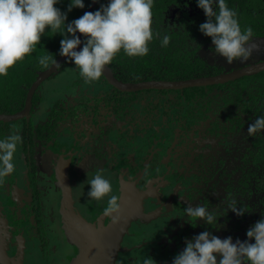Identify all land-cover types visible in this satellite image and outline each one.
<instances>
[{
    "label": "flooded vegetation",
    "instance_id": "af4514ba",
    "mask_svg": "<svg viewBox=\"0 0 264 264\" xmlns=\"http://www.w3.org/2000/svg\"><path fill=\"white\" fill-rule=\"evenodd\" d=\"M227 3L241 28L253 29L257 47L248 60L227 63L210 37H188L206 20L196 0H154L149 53L117 54L107 65L117 81L137 88L120 89L103 73L87 83L67 59L35 87L27 114L0 120V138L17 131L22 137L15 171L0 184V264H80L81 245L112 223L103 214L108 197L87 196L97 172L120 196L118 224L127 221L115 264H142L148 256L171 264L186 241L205 230L233 242L248 239L247 230L264 218V133L247 134L264 115V68H253L264 62V0ZM164 35L170 37L166 47ZM183 57L187 77H180ZM45 69L27 87L22 107L0 114L22 111ZM243 70L215 83L152 84ZM230 201L247 210L236 215L226 206ZM197 204L221 215L217 225L180 216Z\"/></svg>",
    "mask_w": 264,
    "mask_h": 264
},
{
    "label": "clouds",
    "instance_id": "9594fccd",
    "mask_svg": "<svg viewBox=\"0 0 264 264\" xmlns=\"http://www.w3.org/2000/svg\"><path fill=\"white\" fill-rule=\"evenodd\" d=\"M60 2L0 0V76H6L10 67L31 54L46 32L62 37L58 54L73 62L87 83L99 80L106 66L121 51L129 57L149 53L148 45L154 38L151 27L154 0H107L98 10L85 12L70 22L68 12L83 9L85 2L69 0L67 11L56 7ZM196 4L207 18L199 25V31L211 38L214 53L227 63L248 60L257 47L253 42V29L251 26L241 28L237 12L228 6L227 0H196ZM77 33L83 35V40ZM169 42L170 37L164 35L161 46L166 47ZM80 45L83 46L77 50ZM50 63L59 65L50 55L38 57L40 66L47 68ZM258 133H264V115L257 116L247 127L249 137ZM21 144L18 131L0 138V184L15 171L14 157ZM88 185L90 199L101 202L108 197L103 214L118 223L120 196L112 194L111 181L97 172L88 180ZM226 206L238 216L247 210L231 201ZM185 215L192 224L202 219L209 226L217 225L221 216L203 204L184 207L180 216ZM246 236L248 239L233 242L231 236L221 239L210 231H202L186 241L185 248L173 257L171 264H264V218L255 222ZM153 261L148 256L142 264H153Z\"/></svg>",
    "mask_w": 264,
    "mask_h": 264
},
{
    "label": "trees",
    "instance_id": "16d2710c",
    "mask_svg": "<svg viewBox=\"0 0 264 264\" xmlns=\"http://www.w3.org/2000/svg\"><path fill=\"white\" fill-rule=\"evenodd\" d=\"M84 2L85 6L89 4V0H84ZM68 3L69 0H61V2L56 5V7L60 8L62 11H67ZM102 3L106 4L107 0H99V4L94 10H92V12L98 10ZM83 9L74 8L71 12H68V22L79 18ZM205 21L203 20L201 23ZM199 25L197 24V26L194 27V30H188V33H190L188 37L198 35L199 33L203 35L199 31ZM261 31H264V29H261ZM52 35V32H46L45 35L41 37L40 44L36 45L35 50L31 54L26 55L23 60L18 61L15 65L10 67L6 76H0V113H12L22 107L27 87L38 74V72L44 69V67L38 64L39 56L47 54L53 57V59L60 56L58 53L60 48V40L62 37L59 34ZM182 52H189V50H185V48H183ZM121 53L123 52L121 51L118 54ZM201 57L202 56L199 55L196 59H201ZM115 58L116 57H114L113 61L117 59ZM127 58L129 57L127 56L126 59ZM186 58L187 57L180 58L179 61V65L183 68V75H180V77H187L190 73L189 65L184 61ZM126 59H122V62L125 63ZM3 124L4 123L0 122V126H3Z\"/></svg>",
    "mask_w": 264,
    "mask_h": 264
},
{
    "label": "water",
    "instance_id": "95a60500",
    "mask_svg": "<svg viewBox=\"0 0 264 264\" xmlns=\"http://www.w3.org/2000/svg\"><path fill=\"white\" fill-rule=\"evenodd\" d=\"M97 5H98V0H90L89 5L85 7L81 16L85 12L94 10L97 7ZM77 35H79L82 39V34L77 33ZM82 46L83 45L78 46L77 50H79ZM67 59H68L67 57L59 56L56 59V61L60 65V63L66 61ZM58 66L51 64L48 68H46L45 70L39 73L37 80L33 83L32 87L30 88L28 92L26 104L22 111L17 112L15 114H0V120L16 119L18 117H21L22 115L27 114L30 108V98L33 93V90L40 83L42 79L49 76L53 71L56 70ZM253 68L255 69L254 71L264 68V62L253 66ZM244 72L245 70L232 73V74H228V75L216 76V77L194 78V79H188V80H178V81H173V82H167V81L158 82V83L155 82L152 84H155L161 87H184V86H192V85H202V84H207V83L219 82L225 79H231L240 74H243ZM103 74L112 84H114L120 89L127 90V89L137 88L136 84H126V83H121L117 81L114 78L108 66H106ZM124 222L125 224L127 223L126 220ZM121 224L122 225L112 222L111 225L104 227L103 233H101V236H99L97 240L91 239V241L87 243L86 246L81 245L82 252L83 251L84 252H83V256H82L83 258L81 259L80 264H115L114 260H115L116 246L125 229L124 227L125 224L124 223H121ZM78 227H82V226H78Z\"/></svg>",
    "mask_w": 264,
    "mask_h": 264
},
{
    "label": "rangeland",
    "instance_id": "374dc122",
    "mask_svg": "<svg viewBox=\"0 0 264 264\" xmlns=\"http://www.w3.org/2000/svg\"><path fill=\"white\" fill-rule=\"evenodd\" d=\"M43 92H44V94L47 95V93L49 92V90H47L46 88H44V89H43ZM47 96H48V95H47Z\"/></svg>",
    "mask_w": 264,
    "mask_h": 264
}]
</instances>
